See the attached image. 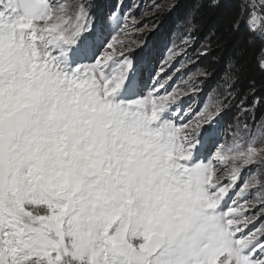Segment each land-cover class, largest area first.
<instances>
[{
  "label": "snow or ice",
  "instance_id": "snow-or-ice-1",
  "mask_svg": "<svg viewBox=\"0 0 264 264\" xmlns=\"http://www.w3.org/2000/svg\"><path fill=\"white\" fill-rule=\"evenodd\" d=\"M238 4L264 69V0ZM137 7L0 0V264H264V125L185 106L189 38L157 59Z\"/></svg>",
  "mask_w": 264,
  "mask_h": 264
},
{
  "label": "trees",
  "instance_id": "trees-1",
  "mask_svg": "<svg viewBox=\"0 0 264 264\" xmlns=\"http://www.w3.org/2000/svg\"><path fill=\"white\" fill-rule=\"evenodd\" d=\"M160 1L175 5L174 12L163 21L165 32L170 33L178 27L185 35L196 40L195 47L206 49V55H198L199 51H195L194 47L191 49L194 58L191 70L206 78V94L215 92L219 96L218 102L224 98L225 123L230 124L235 116H240L244 107L252 110V117L247 115L249 121L254 124L262 121L264 69L258 66L254 55L259 45L249 43L245 27L241 26L239 30L233 27L238 0H220L216 7L210 6L208 0ZM257 99L259 105L252 109L253 101Z\"/></svg>",
  "mask_w": 264,
  "mask_h": 264
},
{
  "label": "rangeland",
  "instance_id": "rangeland-1",
  "mask_svg": "<svg viewBox=\"0 0 264 264\" xmlns=\"http://www.w3.org/2000/svg\"><path fill=\"white\" fill-rule=\"evenodd\" d=\"M141 1L142 0H124L126 4L136 3L139 5V7L135 8L132 13L136 17V28L139 29V32H132L129 34V36H135L140 33H155L157 35V39L159 40L157 59H162L167 55L168 47L172 46L173 44L179 45L182 38L188 37L189 43L185 47L183 55L178 56L175 61L176 65H184V67H182L178 72H173L172 68L168 69V72L173 74L172 87H178L180 89L186 88L187 85L184 83V81L191 77L192 80L198 83L200 91L194 97H186L185 106H187V103L190 102L194 111H198L201 108L211 109L218 103L217 99L219 98V96L215 92H211L207 94V97L203 102H199L201 93L206 89V78L204 76H199V74L193 73V71L191 70V64L194 62L191 49L194 47L195 51H199L198 55H201V53H206V49L202 46H200V49L198 46L195 47L196 40L191 39L187 34L185 35V32L183 30H180L178 27L177 29H173L170 33L165 32L166 27H164L163 21H165V19H167L169 15L174 12L175 5L173 3L162 2L160 0H153L150 3H143ZM100 2L107 3L110 2V0H102ZM157 4L160 5V9L158 11H154L153 8ZM117 40H123L125 43H131V40L128 38V36H125L123 33L117 36ZM222 101H224V98H222L219 102ZM247 115L249 117H252V110H249L248 113L242 111L240 113V116H235L232 122H230V126H224L223 123H220L219 126L228 140L232 139L230 133L236 131L237 126L243 124L245 121H247L249 125H264V119L259 123L254 124L252 121H249L247 119ZM260 223H264V214H261L259 219L256 221L257 225H259Z\"/></svg>",
  "mask_w": 264,
  "mask_h": 264
}]
</instances>
